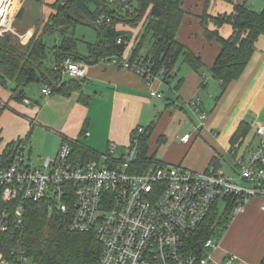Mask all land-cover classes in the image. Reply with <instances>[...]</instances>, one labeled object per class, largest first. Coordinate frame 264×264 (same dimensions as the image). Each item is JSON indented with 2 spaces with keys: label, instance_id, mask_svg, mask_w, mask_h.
Masks as SVG:
<instances>
[{
  "label": "built area",
  "instance_id": "built-area-1",
  "mask_svg": "<svg viewBox=\"0 0 264 264\" xmlns=\"http://www.w3.org/2000/svg\"><path fill=\"white\" fill-rule=\"evenodd\" d=\"M14 0H0V36L13 30ZM19 2V0H18ZM121 12L133 14L131 0H106ZM106 18L101 16L99 24ZM118 43H128L120 37ZM122 54L101 58L144 77L150 83L163 72H153V62L145 54L132 57ZM62 74L74 79L87 75V63L73 55L65 58ZM45 96L52 88L42 89ZM153 96L161 94L152 91ZM26 104L33 101L26 98ZM198 129L206 125L207 115L200 99L191 101ZM36 123V119H31ZM260 143L251 150L231 149L236 173L228 175L221 166L211 163L204 172L174 164L136 167L140 140L133 137L126 154L104 162L94 159L82 162L74 155L77 139L64 137L54 157H47L33 167L25 157L26 139L0 147V233L15 237L17 244L6 256L0 251V264H20L31 258L20 246L28 202H43L59 216L65 229L90 233L101 243L97 264H211L219 236L209 237L200 252L191 249L201 224L210 211L221 203H234L231 218L239 214L252 197L264 198V124L255 127ZM85 136L90 133L86 131ZM191 133L183 135L188 141ZM1 142V140H0ZM243 183H240V182ZM264 208V205H263ZM237 255L230 254L223 264H234Z\"/></svg>",
  "mask_w": 264,
  "mask_h": 264
},
{
  "label": "crops",
  "instance_id": "crops-1",
  "mask_svg": "<svg viewBox=\"0 0 264 264\" xmlns=\"http://www.w3.org/2000/svg\"><path fill=\"white\" fill-rule=\"evenodd\" d=\"M257 1L259 0H182L184 17L176 38L202 58L205 66L201 72L193 70L181 58V63L176 64L167 80L158 75L148 83L144 77L118 64L105 63L101 59L85 61V78H63L64 91H57L49 96L41 112L37 106L27 108L29 114L24 116L25 128L29 127L28 119H36L35 124L41 126L46 133L54 130L57 135H64L63 139H77L80 145L83 137L87 138L84 135L86 131L90 133L89 140L93 141L100 129H107L109 139L125 142L131 141L136 129L143 133L160 114L148 140L150 157L158 163L181 165L198 172L206 171L213 160H218L217 165L222 167L226 152L230 154V150L234 148L243 152L249 136L258 137L255 127L264 124V36L256 43L250 62L240 78L222 91L220 82L210 72L222 47L217 40L206 38L203 20L205 16L212 18L230 15L234 12V5L243 2L260 12L264 9V0L258 3V10L255 8ZM43 12L50 17L53 9L46 7ZM207 21L209 29L217 30L223 37H229L233 32L230 24L218 26L212 19ZM35 30L30 25L24 33L17 35L23 42H27L36 36ZM44 34L38 33L43 42ZM66 35L70 36L68 33ZM64 37L65 34L62 33V38ZM139 40L140 37H137L134 43L137 44ZM135 44L132 49L136 47ZM56 46L58 45L52 51L48 48L45 59L48 67L57 66ZM147 50L148 47L144 54ZM40 84L39 94L33 97L27 95V88L32 84L24 88L26 98L35 104H39L41 100L44 102L47 97L42 92L46 85ZM15 86L16 84L8 87L0 82V91L4 92L0 101L2 98L6 103L15 100ZM152 91L161 96H153ZM196 98L200 99V106L207 115L206 125L198 129L197 124L192 131L177 135L179 139L171 137V121L176 115L189 110L197 118L191 105V101ZM21 103L26 104L24 101ZM243 122L249 126L248 134L242 142L234 145L232 137ZM186 133H191V137L188 141H183L182 137ZM167 145L168 150L162 154V147ZM230 156L233 158L231 154ZM263 205V197H252L242 211L230 219L224 231L218 235L219 245L213 250L211 264H223L230 254L238 257L234 264H261L264 258Z\"/></svg>",
  "mask_w": 264,
  "mask_h": 264
},
{
  "label": "trees",
  "instance_id": "trees-1",
  "mask_svg": "<svg viewBox=\"0 0 264 264\" xmlns=\"http://www.w3.org/2000/svg\"><path fill=\"white\" fill-rule=\"evenodd\" d=\"M131 1L135 3V12L126 13L125 18L112 9L106 0H57L55 5L58 13L52 14L49 21V24L61 27V32L65 34L61 45L55 47L57 66L52 68L46 65L48 47L41 38L33 39L28 44L26 49L29 54L26 55L17 44L11 42L10 33H6L0 36V82L3 85L7 84L8 79L16 82L13 98L18 102L26 99L24 88L32 83H43L51 87L53 94L57 91L63 92L65 84L62 64L66 57L73 55L76 59L93 62L105 56L122 54L129 40L128 43L117 42L120 37L125 39L127 33L119 25L137 28L140 23L146 34L133 49L132 57L139 55L145 37L149 36L145 56L153 62L155 74L164 71L162 77L167 80L180 58L193 70L201 72L205 66L202 58L176 38L184 17L182 0ZM101 16L106 18L103 24L98 22ZM207 17L203 20L205 36L208 40H217L222 47L210 72L220 82L222 91H225L243 74L255 51L256 43L264 36V9L258 12L243 2L235 4L234 12L230 15L212 17L218 26H232L233 32L229 37H223L217 30L209 29ZM87 19L96 27L99 39L96 44L90 45V55L82 57L74 51L75 39L66 35L67 26L71 25V21L74 22L72 25H76ZM155 125L156 120L143 133L136 129L132 134V139L137 135L140 140V155L136 163L140 170L163 164L148 155V140ZM248 131L249 126L241 123L232 137L233 144L242 142ZM73 150L74 155L82 162L98 159L96 152L80 144H74ZM212 163L218 164V160H213ZM234 205L229 203L223 213H220L217 206L210 211L191 242L192 250L200 252L209 237L224 231L231 219ZM16 244L15 237L0 233V251L6 256ZM20 246L35 264H97L102 253V245L93 234L65 229L59 216L51 213L43 202L27 203ZM261 264H264V258Z\"/></svg>",
  "mask_w": 264,
  "mask_h": 264
},
{
  "label": "rangeland",
  "instance_id": "rangeland-1",
  "mask_svg": "<svg viewBox=\"0 0 264 264\" xmlns=\"http://www.w3.org/2000/svg\"><path fill=\"white\" fill-rule=\"evenodd\" d=\"M56 1L57 0H19V2L18 0L15 1L12 7L13 9L12 14L14 17L13 18L14 31L9 32L10 40L12 43L17 44L20 48V51H23L24 53H26V55L29 54V52H27L26 47L33 39L34 40L38 39L39 38L38 33L41 32H45L43 36L44 43L47 45L50 51H52V49L56 44L58 46L61 45L63 40L62 32L60 30L61 27H59L58 25H56L55 27V25L49 24L50 17H47V14L43 12V9L45 11L47 7L53 9L52 12L53 14H57L58 9H57V5H55ZM258 3H260V0L257 1V4L255 5V8L257 10L260 8ZM19 6H20V10L17 11ZM110 7L114 10H117L121 16L127 18V14L125 12H121L119 9L116 8V6L110 5ZM206 19L211 20L212 18L207 17ZM212 21L214 20L212 19ZM70 23L71 25H69V27L67 26V28H68V34H70V36H72L76 42L74 51L79 55H81L82 57H88L90 55V45L96 44L99 39V35L96 27L93 25V23L88 22V19L85 22L77 23L76 25H72V23H74L72 21ZM30 25H33L35 27L36 29L35 31L37 34L36 36H33L29 41L23 42L20 39V37H18L17 34L24 33ZM140 26L141 23L137 28H133L127 25L125 26L119 25V27L127 31L124 37L126 40H129V43L124 51V55L126 57L129 56V51L132 49L133 45L135 44L134 42L137 39V37H140L142 41V38L146 34L145 29ZM51 30H55V32H52ZM148 44H149V36H146L140 50L142 54L146 52L145 50L147 49ZM135 45L137 46V44ZM181 61L182 60L180 58L179 63H181ZM63 78L65 80L70 79L68 75H64ZM15 84H16L15 81L9 79L7 80L8 87L14 86ZM40 88H41L40 83H32V85H30L27 88V95L31 97H33V95H38ZM2 91L3 90L0 91V96L4 97V92ZM44 99H45L44 102L41 100L39 104L33 103L31 105L23 104L15 100H9L8 103H6V100L4 98H2L0 101V107L3 108V111L0 108L1 109L0 110V129H1L0 147H5L6 145L16 142L20 139H26V150L24 153L26 159H29V162L33 167L41 166L47 157H54L58 153L64 140L63 139L64 135H60V134L57 135L54 130L49 133H46L41 126H37L35 123H32L31 119L30 120L28 119V121L30 122L29 127L27 129L25 128L24 116L29 114L27 108L37 106L38 111L41 112L46 106L45 102L48 99V97H45ZM207 106H209V104H207ZM159 117L160 114H158L154 120H156L157 122ZM171 122H172V127H171L172 134L170 135L173 138H177V135H182L185 131H192L193 127L199 124V120H197V118L189 110L187 111V113L182 112L181 114L176 115V117H174ZM199 133H201V130ZM86 140H89V138L83 137L81 144L88 146V148L96 151L100 162H104L105 160L104 157L108 153H111V147L113 144L116 147L112 155L114 157H120L121 155L127 153L128 148L130 147L132 142V141L122 142L116 139H109V134H107V129L104 130L100 129L99 133H97V136L96 134L94 135L93 141L92 140L86 141ZM248 143L245 145L242 151H244L245 148L252 149L255 146H257L260 143L259 137H254L253 135L249 136ZM168 148L169 145L162 147L161 153L163 154L165 151L168 150ZM222 167L223 170L228 175H234L236 173L235 161L228 152H226V157L223 160ZM240 183L243 182L241 181ZM226 208L227 205L224 202L221 203L220 206L218 207L220 213H223ZM221 233L222 232H218L217 235ZM20 264H35V263L33 262L32 259H30L29 261Z\"/></svg>",
  "mask_w": 264,
  "mask_h": 264
},
{
  "label": "bare ground",
  "instance_id": "bare-ground-1",
  "mask_svg": "<svg viewBox=\"0 0 264 264\" xmlns=\"http://www.w3.org/2000/svg\"><path fill=\"white\" fill-rule=\"evenodd\" d=\"M15 1H16V0H14L13 5H14ZM13 5H12V7H13ZM12 12H13V9L11 10V13H12Z\"/></svg>",
  "mask_w": 264,
  "mask_h": 264
}]
</instances>
